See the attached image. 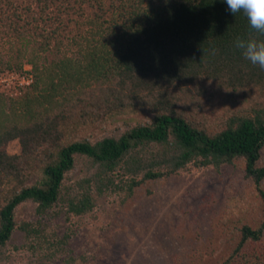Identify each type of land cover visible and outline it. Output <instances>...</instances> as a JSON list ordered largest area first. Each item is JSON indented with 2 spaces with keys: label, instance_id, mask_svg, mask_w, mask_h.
<instances>
[{
  "label": "trees",
  "instance_id": "16d2710c",
  "mask_svg": "<svg viewBox=\"0 0 264 264\" xmlns=\"http://www.w3.org/2000/svg\"><path fill=\"white\" fill-rule=\"evenodd\" d=\"M27 1L17 12L15 0H0V30L17 52L5 68L28 65L33 75L20 95L0 93V261L76 264V231L50 234L48 216L83 219L104 198L123 210L139 189L188 166L239 164L250 183L228 197L214 264H264V70L235 47L264 35L223 0H119L111 9L99 0L84 29L60 39V15L74 2ZM143 109L149 121L126 123L120 136L81 137ZM15 140L21 153L10 155ZM80 162L92 173L68 183ZM23 208L34 219L20 220ZM18 231L24 242L10 246Z\"/></svg>",
  "mask_w": 264,
  "mask_h": 264
},
{
  "label": "rangeland",
  "instance_id": "374dc122",
  "mask_svg": "<svg viewBox=\"0 0 264 264\" xmlns=\"http://www.w3.org/2000/svg\"><path fill=\"white\" fill-rule=\"evenodd\" d=\"M71 1L75 11L71 15H60L66 25L60 39L84 29L81 23L94 16L99 0ZM102 2L111 9L113 4L118 5L119 0ZM29 4L27 0H15L14 6L18 7L17 12H22ZM69 7L72 9V5L62 8L63 12L70 13L66 11ZM16 57L15 48L0 30V93H4L7 99L21 94L20 87L9 76L11 73L17 75V72L5 68L7 62H17ZM24 67L22 75L32 69L28 65ZM26 92L22 90L23 94ZM150 118L145 109L118 113L106 122L85 128L81 137L99 139L120 136L127 128L126 123L146 122ZM7 151L10 155L20 154V142H10ZM89 167V163L80 162L70 173L68 183L92 173ZM37 178L34 176L33 180ZM249 183L239 164L220 168L188 166L168 179L139 189L136 198L123 210L120 200L106 203L104 198L94 215L70 222L63 217L53 219L48 216L43 222L48 224L50 234L56 233L60 237L69 231H76L71 241L76 264H214L226 247L218 222L225 207L230 204L228 197L242 186L245 189ZM116 213L122 216V220L113 224L112 217ZM32 214L31 209L23 208L19 219H34ZM23 242L24 233L18 231L10 246ZM12 257L10 255L11 259L7 262L2 259L0 264H24L20 257L15 260Z\"/></svg>",
  "mask_w": 264,
  "mask_h": 264
},
{
  "label": "clouds",
  "instance_id": "9594fccd",
  "mask_svg": "<svg viewBox=\"0 0 264 264\" xmlns=\"http://www.w3.org/2000/svg\"><path fill=\"white\" fill-rule=\"evenodd\" d=\"M227 11L235 15L243 12L252 29L264 35V0H223ZM235 47L252 65L264 70V41L257 39H237Z\"/></svg>",
  "mask_w": 264,
  "mask_h": 264
},
{
  "label": "built area",
  "instance_id": "2783aa9c",
  "mask_svg": "<svg viewBox=\"0 0 264 264\" xmlns=\"http://www.w3.org/2000/svg\"><path fill=\"white\" fill-rule=\"evenodd\" d=\"M29 71H26L24 75H22L21 73H17V75L11 73L10 75H8L12 77L11 79L13 80V82H16L15 84H18V87L21 88L29 86L33 82V75L31 73H28Z\"/></svg>",
  "mask_w": 264,
  "mask_h": 264
}]
</instances>
